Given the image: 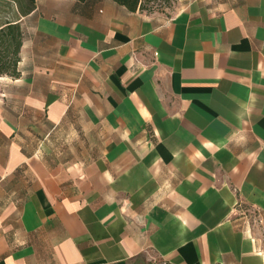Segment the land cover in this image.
Instances as JSON below:
<instances>
[{
  "label": "crops",
  "instance_id": "1",
  "mask_svg": "<svg viewBox=\"0 0 264 264\" xmlns=\"http://www.w3.org/2000/svg\"><path fill=\"white\" fill-rule=\"evenodd\" d=\"M6 2L0 264H264V0Z\"/></svg>",
  "mask_w": 264,
  "mask_h": 264
},
{
  "label": "trees",
  "instance_id": "2",
  "mask_svg": "<svg viewBox=\"0 0 264 264\" xmlns=\"http://www.w3.org/2000/svg\"><path fill=\"white\" fill-rule=\"evenodd\" d=\"M7 0H0V75L18 74L20 51L24 39V29L20 21L10 20V8ZM15 1L22 15L30 13L36 5V0H10ZM128 9L135 11L144 9V0H114Z\"/></svg>",
  "mask_w": 264,
  "mask_h": 264
},
{
  "label": "rangeland",
  "instance_id": "3",
  "mask_svg": "<svg viewBox=\"0 0 264 264\" xmlns=\"http://www.w3.org/2000/svg\"><path fill=\"white\" fill-rule=\"evenodd\" d=\"M178 0H144V10L149 12H159L167 15H172L176 11ZM239 214L241 217L252 222L253 224H260V232L262 233L264 243V227L261 225V220L258 218V212L248 204H240ZM249 223V221H248ZM250 225V223H249ZM134 264H169L162 258L157 257L154 253H146L145 256L139 258Z\"/></svg>",
  "mask_w": 264,
  "mask_h": 264
}]
</instances>
